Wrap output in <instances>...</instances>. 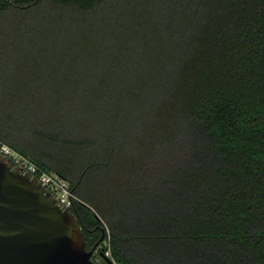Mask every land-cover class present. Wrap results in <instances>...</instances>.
<instances>
[{"label":"trees","instance_id":"16d2710c","mask_svg":"<svg viewBox=\"0 0 264 264\" xmlns=\"http://www.w3.org/2000/svg\"><path fill=\"white\" fill-rule=\"evenodd\" d=\"M0 142L96 264H264V0H0Z\"/></svg>","mask_w":264,"mask_h":264},{"label":"water","instance_id":"95a60500","mask_svg":"<svg viewBox=\"0 0 264 264\" xmlns=\"http://www.w3.org/2000/svg\"><path fill=\"white\" fill-rule=\"evenodd\" d=\"M0 264H96L76 218L1 157Z\"/></svg>","mask_w":264,"mask_h":264},{"label":"built area","instance_id":"2783aa9c","mask_svg":"<svg viewBox=\"0 0 264 264\" xmlns=\"http://www.w3.org/2000/svg\"><path fill=\"white\" fill-rule=\"evenodd\" d=\"M0 157L9 161L19 171L33 176L41 187L46 190L59 205L69 210L74 201V196L68 189V185L60 177L55 174H48L41 171L28 159L20 156L7 145L0 142ZM105 258H109L108 253H105ZM115 264V263H111Z\"/></svg>","mask_w":264,"mask_h":264},{"label":"flooded vegetation","instance_id":"af4514ba","mask_svg":"<svg viewBox=\"0 0 264 264\" xmlns=\"http://www.w3.org/2000/svg\"><path fill=\"white\" fill-rule=\"evenodd\" d=\"M92 260L95 262L96 258L93 256V253H92Z\"/></svg>","mask_w":264,"mask_h":264},{"label":"rangeland","instance_id":"374dc122","mask_svg":"<svg viewBox=\"0 0 264 264\" xmlns=\"http://www.w3.org/2000/svg\"><path fill=\"white\" fill-rule=\"evenodd\" d=\"M95 262H96V263H97V262L99 263V259H98V258H96Z\"/></svg>","mask_w":264,"mask_h":264}]
</instances>
